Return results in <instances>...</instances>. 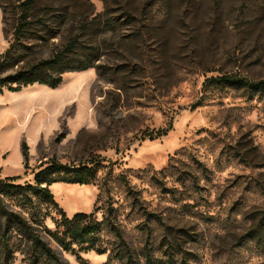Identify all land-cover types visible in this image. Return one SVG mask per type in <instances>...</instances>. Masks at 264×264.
<instances>
[{"label":"rangeland","instance_id":"rangeland-1","mask_svg":"<svg viewBox=\"0 0 264 264\" xmlns=\"http://www.w3.org/2000/svg\"><path fill=\"white\" fill-rule=\"evenodd\" d=\"M32 1L22 65L75 40L58 69L88 68L63 73L55 88L0 92V179L33 183L50 161L94 165L91 184L49 189L67 217L102 220L114 209L115 229L101 236L111 257L118 231L136 264H264L248 236L264 209V0ZM14 2L0 0L9 11L3 20L0 7V56L13 40ZM222 76L241 86L204 87ZM38 230L63 262H127L72 255ZM6 236L8 263L27 264L28 243Z\"/></svg>","mask_w":264,"mask_h":264},{"label":"trees","instance_id":"trees-1","mask_svg":"<svg viewBox=\"0 0 264 264\" xmlns=\"http://www.w3.org/2000/svg\"><path fill=\"white\" fill-rule=\"evenodd\" d=\"M3 13V20H6V13L9 11L0 4ZM32 0H15L11 9L14 18L13 40L8 48L0 56V92L3 89L8 91H21L23 88L33 84L47 85L55 88L62 81V74L65 72H78L88 67L67 65L61 69L58 66L67 58L75 48V40H71L65 49L49 59L39 60L28 65H22L24 61L23 50L28 48L25 40L27 33L34 29L35 23L31 9ZM16 68V69H15ZM9 72H13L9 74ZM231 84L239 87V80L229 76L208 78L204 87L225 86ZM256 88L264 89V82L257 83ZM170 126L165 130L156 133H149L148 139H155L165 135ZM24 167L28 168V147L22 144ZM42 169L33 173V183L17 184V178L4 177L0 179V222L3 220V231L0 232L3 240L0 251V264H9L10 247L7 234L16 232L28 243L27 264H69L61 261L52 248L39 236L38 228L48 234L67 253L78 255L94 251L97 255L107 253V262L123 261L125 264H136L131 261V254L126 244L121 240V234L114 231L119 239L117 249H113L114 256L111 257L110 250L102 240L103 227L114 228L111 221L114 209L107 208L102 220H97L93 213H76L67 217L65 212L59 208L53 199L49 187L57 182L68 184L89 185L95 179L96 169L94 165L68 166L57 162H48ZM40 167V168H41ZM264 193V187L262 188ZM14 200V208L17 212L8 210L9 204L3 196ZM45 208V209H43ZM44 210V212H43ZM53 212V214H51ZM146 216L149 214H145ZM256 224L249 230L248 236L254 240L257 246L264 248V209L256 214ZM50 218L55 230L51 231L45 224ZM1 229V228H0ZM0 235V237H1ZM79 258V257H78ZM114 258V259H112Z\"/></svg>","mask_w":264,"mask_h":264}]
</instances>
